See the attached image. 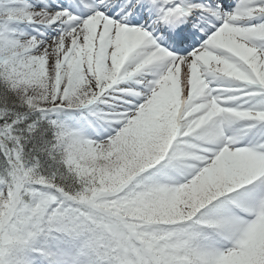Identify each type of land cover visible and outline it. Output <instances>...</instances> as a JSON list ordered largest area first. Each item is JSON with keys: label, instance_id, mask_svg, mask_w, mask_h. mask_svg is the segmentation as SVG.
Masks as SVG:
<instances>
[{"label": "snow or ice", "instance_id": "snow-or-ice-1", "mask_svg": "<svg viewBox=\"0 0 264 264\" xmlns=\"http://www.w3.org/2000/svg\"><path fill=\"white\" fill-rule=\"evenodd\" d=\"M0 264H264V0H0Z\"/></svg>", "mask_w": 264, "mask_h": 264}]
</instances>
